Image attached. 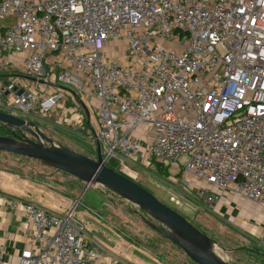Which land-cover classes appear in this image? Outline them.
<instances>
[{"label": "built area", "instance_id": "1", "mask_svg": "<svg viewBox=\"0 0 264 264\" xmlns=\"http://www.w3.org/2000/svg\"><path fill=\"white\" fill-rule=\"evenodd\" d=\"M16 65L25 76L0 88V111L35 123L62 112L52 125L81 135L87 122L104 163L134 181L155 160L167 179L180 169L174 206L252 203L248 233L264 247V0H0V73ZM8 202L31 229L17 264H123L84 234L77 204Z\"/></svg>", "mask_w": 264, "mask_h": 264}, {"label": "rangeland", "instance_id": "2", "mask_svg": "<svg viewBox=\"0 0 264 264\" xmlns=\"http://www.w3.org/2000/svg\"><path fill=\"white\" fill-rule=\"evenodd\" d=\"M3 22L6 21H1ZM114 44L118 46V52L112 50L111 53L122 59L126 41L119 40ZM4 71L7 72L4 75L25 76L21 73L19 65L13 68L6 67ZM24 81L32 84L27 79ZM56 85L68 88L58 79ZM60 94L58 89L53 92V95ZM63 97L66 98L67 107L73 105L72 99L65 94ZM40 109L41 105L38 104L35 113L39 115ZM61 113L50 111L46 117H43L49 124L36 121L37 126L53 140L55 145L69 147L96 159L97 144L87 137L91 131L87 122L83 135L70 133L52 125ZM92 116L94 119L93 112ZM0 133L5 136L10 135L2 124H0ZM185 160L186 157H182L180 162L183 163ZM106 165L117 172L120 169V163L115 158L109 159ZM154 166L151 170L142 166H133L140 175L136 182L214 239V247L218 254L229 263L264 264V247L259 244L257 235L253 236L243 231L241 227L232 225L209 209L198 211V203L191 199H187L188 205L174 206L169 201L170 194L167 189L171 181L177 182L183 179L180 169L168 167L170 181L165 176L167 171L163 164L161 166L165 171L163 174L157 163ZM13 187L28 191L32 196L31 202L43 207L49 206L55 212L66 211L77 204L74 215L76 223L83 228L84 234L89 239L100 245L119 263L196 264L179 247L148 225L146 220H153L130 201L103 186L91 184L86 187L85 183L72 175L39 160L0 151V191ZM247 203V206H250V202Z\"/></svg>", "mask_w": 264, "mask_h": 264}, {"label": "water", "instance_id": "3", "mask_svg": "<svg viewBox=\"0 0 264 264\" xmlns=\"http://www.w3.org/2000/svg\"><path fill=\"white\" fill-rule=\"evenodd\" d=\"M0 124L10 133L9 136L0 135L1 152L39 160L72 175L86 187L91 184L103 186L130 201L153 220H146L148 225L179 247L196 264H233L218 254L215 240L184 215L136 181L108 167L98 141L97 157L93 159L69 147L55 145L34 121L0 111Z\"/></svg>", "mask_w": 264, "mask_h": 264}, {"label": "crops", "instance_id": "4", "mask_svg": "<svg viewBox=\"0 0 264 264\" xmlns=\"http://www.w3.org/2000/svg\"><path fill=\"white\" fill-rule=\"evenodd\" d=\"M5 73L7 72L2 71L0 73V88L5 86L13 75H4ZM3 194L5 198L0 202V244L5 246L3 264H17L21 250L27 245V237L31 229L23 216L22 209L11 206L8 198H19L31 202L32 196L29 195L28 191L25 192L19 187L6 189ZM238 200L234 199L233 201L232 196L227 195L218 205L217 215L232 225L241 227L247 233L250 229L257 230L258 225H260L261 212L257 211L252 203L247 206L246 201ZM44 208L53 210L49 206ZM253 211H256V214Z\"/></svg>", "mask_w": 264, "mask_h": 264}, {"label": "trees", "instance_id": "5", "mask_svg": "<svg viewBox=\"0 0 264 264\" xmlns=\"http://www.w3.org/2000/svg\"><path fill=\"white\" fill-rule=\"evenodd\" d=\"M2 127L4 128V126L2 125ZM0 135H1V133H0ZM21 157H23V156H21ZM27 158V157H26ZM155 163H157V166L160 168V172L163 174V173H165V171H164V168L163 167H161L162 166V163H160L159 161H154V165H155ZM155 167V166H154ZM80 181V180H79ZM138 183V182H137ZM139 184V183H138ZM195 263V262H194Z\"/></svg>", "mask_w": 264, "mask_h": 264}]
</instances>
